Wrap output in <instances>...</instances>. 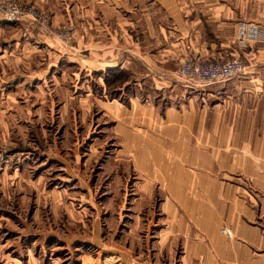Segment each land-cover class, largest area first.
I'll return each mask as SVG.
<instances>
[{
	"label": "crops",
	"instance_id": "1",
	"mask_svg": "<svg viewBox=\"0 0 264 264\" xmlns=\"http://www.w3.org/2000/svg\"><path fill=\"white\" fill-rule=\"evenodd\" d=\"M23 1L75 25L74 40L5 25L3 68L23 71L27 90L37 83L39 99L73 89L86 115L101 110L119 154L166 189L163 235L177 262L264 264V0ZM189 46L243 57L245 71L188 85L176 71Z\"/></svg>",
	"mask_w": 264,
	"mask_h": 264
},
{
	"label": "rangeland",
	"instance_id": "2",
	"mask_svg": "<svg viewBox=\"0 0 264 264\" xmlns=\"http://www.w3.org/2000/svg\"><path fill=\"white\" fill-rule=\"evenodd\" d=\"M55 39L70 47L74 37ZM0 56V264H180L163 235L166 189L119 154L101 110L86 115L73 89L39 99L37 83L27 90Z\"/></svg>",
	"mask_w": 264,
	"mask_h": 264
},
{
	"label": "built area",
	"instance_id": "3",
	"mask_svg": "<svg viewBox=\"0 0 264 264\" xmlns=\"http://www.w3.org/2000/svg\"><path fill=\"white\" fill-rule=\"evenodd\" d=\"M0 12L2 18L9 24H26L29 27L41 28L51 32L60 42L69 43L76 32L73 24L65 23L61 26H53L51 16L34 4H28L22 0H0ZM249 38L242 30L238 37L241 49H246ZM246 68L243 57L219 59L206 58L196 52L192 47H187V55L177 67V78L188 85L209 86L213 84L227 83L244 73ZM226 235H231L230 230L223 229Z\"/></svg>",
	"mask_w": 264,
	"mask_h": 264
}]
</instances>
